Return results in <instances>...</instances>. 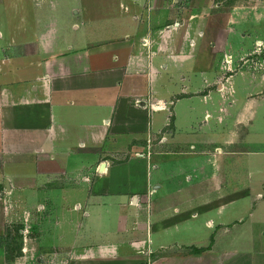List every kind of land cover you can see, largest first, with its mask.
I'll return each mask as SVG.
<instances>
[{
  "label": "crops",
  "instance_id": "1",
  "mask_svg": "<svg viewBox=\"0 0 264 264\" xmlns=\"http://www.w3.org/2000/svg\"><path fill=\"white\" fill-rule=\"evenodd\" d=\"M141 1L119 0L122 38L69 41L53 14L36 9L47 30L1 42L9 55L0 50V69L32 73L17 86L0 82V140L34 155L35 175L26 177L43 191L49 186L62 213L67 207L60 227L81 223L78 247H97L98 264H151V247L173 245L192 255L156 264H264V73L236 72L225 54L220 79V54L203 60L190 32L162 23L165 0H149L147 10ZM71 26L87 34L85 22ZM199 97L211 104L202 117ZM144 160L154 179L144 175ZM194 225L197 238L160 240ZM66 235L70 229L63 242ZM136 244L141 257L130 254Z\"/></svg>",
  "mask_w": 264,
  "mask_h": 264
},
{
  "label": "rangeland",
  "instance_id": "2",
  "mask_svg": "<svg viewBox=\"0 0 264 264\" xmlns=\"http://www.w3.org/2000/svg\"><path fill=\"white\" fill-rule=\"evenodd\" d=\"M73 2L77 8H85L84 12L75 14L72 9ZM141 2L145 3L147 10L149 0ZM159 2L162 1H156L157 4ZM165 4L168 5V9L165 12L166 19L162 23L178 22L182 32L185 29L190 32L187 33L189 45L197 47V50H200L202 45L204 49L201 51V47L200 54L204 56L203 60L210 53L212 58L213 53L220 54L218 61L220 64L217 65V76L220 79L225 80L227 76L228 68L224 66L226 62L223 63L225 54L233 56L232 69L236 72L244 70L256 77L264 73V0H165ZM54 5L56 10L53 12ZM36 9L46 12V16L53 14L60 23L64 37L69 41L74 37L84 39L87 35L95 39L98 36L102 37L103 34L122 38L127 29V26L123 27L124 25H120L122 22H119V0H0V31L3 35L0 43L7 44L8 40L15 37L23 39L30 36L35 40L36 31L47 30L46 26L43 29L40 26L42 24L37 23L39 19L37 20ZM46 18L45 21L48 22L50 19ZM75 18L78 24L82 21L86 23L87 34L77 35V30L71 26ZM36 24L39 26L34 30L33 25ZM6 44L0 47L4 53L2 57L9 55V52L5 51ZM241 57L246 59L242 60L244 58ZM222 65L224 67L221 70ZM17 68L19 69V66ZM18 69L16 70L11 64L3 65L0 69V82H13V85L17 86L24 77L31 76L30 68L25 67L22 71ZM8 70L12 71L8 72ZM234 82L237 88L245 83L239 75ZM2 84L0 83V87ZM238 95L242 98L240 93ZM194 100L197 101V115L202 117V110L211 107V104L205 106L200 97ZM262 114L264 115V112ZM260 116L261 113L256 124L261 123ZM0 121H2L1 114ZM2 127L1 122L0 135L3 132L4 127ZM257 146L254 145V148ZM34 158V155H26L25 152L22 154L18 149L17 141H10L8 146L4 147L3 140H0V264H98L100 261L96 259V262L93 259L97 247H78L82 242L80 236L77 237L76 230L81 223L73 226L72 222L66 220V224L70 226L60 227L61 222L64 223L63 213L67 211V207H63L62 213L50 197V187H46L47 190L43 191L39 187L32 186L35 185L34 178L26 177L25 173L30 174V177L35 175ZM143 164L144 175L152 174L150 179H154L157 175L156 170L151 167L146 169V160ZM165 172V168L161 167L160 175ZM194 221L200 222L198 219ZM194 221L192 220L191 223ZM69 229L72 237L64 236L65 242H63L60 239L62 232ZM173 233L161 237L160 240L163 242L172 238L189 240L199 237L201 232L198 226L195 229L194 225L193 231L174 230ZM108 240L111 239L108 237ZM129 242L137 243V235H129ZM166 247L160 248L161 251L153 250L151 247V264H156L160 258L179 259L192 255L191 251L183 246ZM129 249L132 256L136 254L141 257L144 253V247H139L137 244ZM124 264L129 263L124 262Z\"/></svg>",
  "mask_w": 264,
  "mask_h": 264
}]
</instances>
